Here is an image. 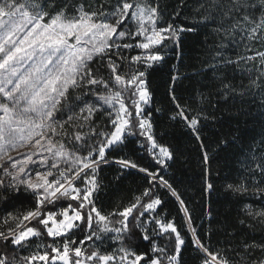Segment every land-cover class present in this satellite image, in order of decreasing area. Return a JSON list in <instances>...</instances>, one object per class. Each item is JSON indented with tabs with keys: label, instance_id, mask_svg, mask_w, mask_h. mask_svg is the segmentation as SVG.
Wrapping results in <instances>:
<instances>
[{
	"label": "snow or ice",
	"instance_id": "1",
	"mask_svg": "<svg viewBox=\"0 0 264 264\" xmlns=\"http://www.w3.org/2000/svg\"><path fill=\"white\" fill-rule=\"evenodd\" d=\"M189 34L205 54L195 107L176 95ZM172 54L168 119L199 144L207 241L165 178L177 153L150 110L149 70ZM225 115L261 131L210 153L202 129ZM133 142L147 165L109 156ZM112 165L115 182L145 183L106 207ZM218 182L231 208L213 228ZM189 246L195 264H264V0H0V264H186Z\"/></svg>",
	"mask_w": 264,
	"mask_h": 264
},
{
	"label": "trees",
	"instance_id": "2",
	"mask_svg": "<svg viewBox=\"0 0 264 264\" xmlns=\"http://www.w3.org/2000/svg\"><path fill=\"white\" fill-rule=\"evenodd\" d=\"M202 35L186 36L184 43L185 55L179 62V72L186 74V78L180 80L176 84V95L180 98V103H192L197 82L200 79L199 76L192 75V73L202 67V60L204 58L203 45L201 43ZM211 43V41H209ZM175 54H172L163 65L157 66L154 70H149V81L154 93V100L151 106L153 112L154 122L156 125V132L158 134L163 133L160 143L169 145L177 153L176 162L165 173V178L171 180L174 186L179 189L184 198L188 201L189 207L194 209L195 222L197 225L203 223L204 227L201 229V235L207 241L208 237L205 236L209 228L208 219L205 217L202 221L203 215L202 201L200 195V178L201 169L199 167L200 149L199 144L192 136L191 132L187 130L181 122L171 121L168 119L175 108L171 103L168 96V89L171 83V76L173 74L172 65L176 64ZM156 108L161 109V113H156ZM217 116L220 113H216ZM246 117H229L224 116V119L215 125H208L202 129L204 136V143L208 146V150L211 153L216 149L219 141L223 138L231 140L233 137L243 136L245 142L250 138L255 137L257 133L261 131L262 125L253 122L249 119L247 125H245ZM239 147L237 144H229L227 148H224L220 152V156L229 155L236 151ZM137 159V162L142 165H147V159H141L139 157V150L136 149L133 142L122 152H112L109 156H119L123 154ZM216 163L213 162V168L215 170ZM119 173V168L116 165L104 168L102 175L106 178V182L111 184L108 189V196L104 197L105 206L111 207V201H115L120 196H126L129 194L130 189H136L137 187L144 186V178L141 174H138L135 170H132L125 174L124 178L120 182H115L113 178ZM160 195L165 200V208H167L173 214L175 213L174 201L169 197L168 193L161 191ZM212 207L216 211V220L212 222L213 228L220 227L218 221H223V214L231 208L227 199L224 197L222 190L219 188L213 194ZM163 211V209H162ZM231 215L234 217L235 212L232 211ZM190 239V237H189ZM223 236L219 232H214L211 236V241L215 244L218 240H222ZM110 250V249H109ZM186 264H195L193 259L194 253L191 247L184 253Z\"/></svg>",
	"mask_w": 264,
	"mask_h": 264
}]
</instances>
